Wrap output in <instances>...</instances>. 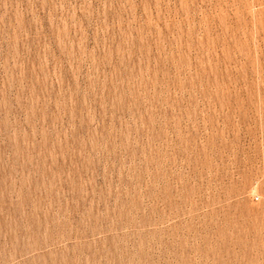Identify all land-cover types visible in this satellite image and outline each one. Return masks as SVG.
<instances>
[{"label":"rangeland","instance_id":"1","mask_svg":"<svg viewBox=\"0 0 264 264\" xmlns=\"http://www.w3.org/2000/svg\"><path fill=\"white\" fill-rule=\"evenodd\" d=\"M0 264H264V0H0Z\"/></svg>","mask_w":264,"mask_h":264}]
</instances>
